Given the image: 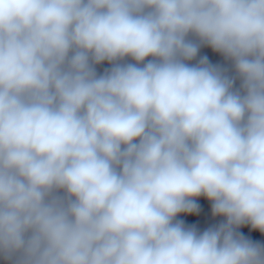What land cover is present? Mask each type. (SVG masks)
I'll use <instances>...</instances> for the list:
<instances>
[{"label": "clouds", "instance_id": "1", "mask_svg": "<svg viewBox=\"0 0 264 264\" xmlns=\"http://www.w3.org/2000/svg\"><path fill=\"white\" fill-rule=\"evenodd\" d=\"M200 197L224 218L203 231L178 219ZM245 225L264 234V0H0L6 264H264Z\"/></svg>", "mask_w": 264, "mask_h": 264}]
</instances>
